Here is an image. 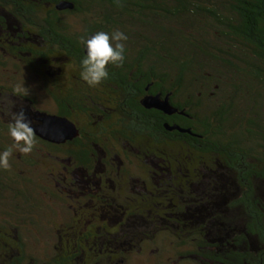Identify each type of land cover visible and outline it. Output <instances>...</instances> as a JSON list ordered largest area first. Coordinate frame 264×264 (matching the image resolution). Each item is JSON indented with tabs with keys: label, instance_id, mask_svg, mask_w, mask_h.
I'll return each mask as SVG.
<instances>
[{
	"label": "trees",
	"instance_id": "1",
	"mask_svg": "<svg viewBox=\"0 0 264 264\" xmlns=\"http://www.w3.org/2000/svg\"><path fill=\"white\" fill-rule=\"evenodd\" d=\"M59 1L0 0V57L3 51L30 65L61 66L50 96L56 114L80 132L48 145L69 146L67 161L73 170H87L90 184L94 173L101 177L97 192L80 195L85 209L57 228L53 253L42 264H122L164 230L188 246L197 264H264V0H70L73 8L57 9ZM65 12L86 14L83 34L65 22ZM155 15L192 31L163 33L159 48L152 39H133L131 58L125 52L121 66L109 65L101 84L81 80V37L111 32L114 24L130 30L129 21L155 26ZM191 87L198 91L194 99L179 100ZM4 90L0 85V94ZM157 92L170 93L186 114L144 107L142 97ZM206 95L215 102L205 109ZM18 104L0 108V151L11 147L7 125ZM165 122L192 132L170 130ZM127 150L146 163L142 178L114 164L112 156L120 159ZM100 152L106 167L97 172ZM0 171L2 186L14 184L12 170ZM114 215L127 220L114 223ZM0 254L5 264H39L6 227L0 228Z\"/></svg>",
	"mask_w": 264,
	"mask_h": 264
},
{
	"label": "rangeland",
	"instance_id": "2",
	"mask_svg": "<svg viewBox=\"0 0 264 264\" xmlns=\"http://www.w3.org/2000/svg\"><path fill=\"white\" fill-rule=\"evenodd\" d=\"M62 16L73 31L84 33L85 24L88 25L85 20L86 14L65 12ZM153 22L155 26L151 23L149 27L146 25L147 23L133 26L132 21L128 22L130 30L124 28L123 32L128 36V40L125 42V52L129 58L136 50L135 45L132 46L131 42L139 37L147 42H151V39L154 40L155 43H151L159 48L160 44L157 40L163 33H170L176 28H183L188 33L192 31L190 26L186 28L182 22L167 16L155 15ZM158 22L165 28H159ZM113 26L116 29V24ZM162 51L163 49L159 53ZM2 55L0 57V85L5 87V90L0 94V104H5L6 108L1 106L0 108L9 111L15 103H19V107L29 105L35 110L56 113V104L50 96L49 88L56 72L60 73L61 66H46L40 60L30 65L25 60L22 61L14 55L9 56L3 51ZM69 64H65L62 68L68 67ZM71 67L72 65L69 69ZM22 83L28 89V95L13 94V87ZM196 87L187 89L188 91L183 95L178 96L179 100L183 101L189 96L193 98V93H198L199 84ZM22 99L24 101H21ZM208 99L207 95L202 99V106L205 109L215 102L214 99ZM3 117L7 118L4 114ZM44 142L45 140L39 142L35 138L33 151L29 154L21 153L22 158L17 156L19 151L13 148L12 156L9 158V170L13 171L11 174L15 179L14 184L7 187L2 186L4 174L0 171V228L6 227L10 233L18 234L23 241L25 254L29 258L36 259L39 264H42L44 259L53 253L57 240V228L69 223L74 213L70 206L72 199L67 195L62 184H58L65 172V167L68 166L66 158L70 147H50ZM123 151L120 158L124 161L125 167L131 169L134 176L142 178L146 163L140 160L134 151L127 150L125 153ZM116 161L117 159H114L115 163ZM71 169L74 167L71 166ZM77 177L81 178L79 174ZM141 227L144 228V225ZM188 252L187 245L177 244L173 234L164 230L153 235L152 238H146L139 247L129 253L128 258L122 264H197ZM0 264H5L1 254Z\"/></svg>",
	"mask_w": 264,
	"mask_h": 264
},
{
	"label": "clouds",
	"instance_id": "3",
	"mask_svg": "<svg viewBox=\"0 0 264 264\" xmlns=\"http://www.w3.org/2000/svg\"><path fill=\"white\" fill-rule=\"evenodd\" d=\"M125 32L115 29L111 32L97 31L86 37H81L84 54L80 58V78L89 87L101 84L109 77L108 66H121L125 60L126 41ZM13 94L28 95V89L24 83L13 87ZM33 122L28 113L21 106L18 111L11 114V122L7 125V133L12 140V146L0 151V169L10 168L9 158L13 148L20 153L29 154L33 151L34 138Z\"/></svg>",
	"mask_w": 264,
	"mask_h": 264
},
{
	"label": "water",
	"instance_id": "4",
	"mask_svg": "<svg viewBox=\"0 0 264 264\" xmlns=\"http://www.w3.org/2000/svg\"><path fill=\"white\" fill-rule=\"evenodd\" d=\"M73 6L74 3L70 0H60L56 4L57 9L73 8ZM141 103L146 108H156L169 115L177 112L186 114L184 109L180 110L172 103L170 93L165 95H162L161 92L148 93L142 97ZM24 109L28 113L29 119L33 122L34 134L44 140L62 144L79 135L78 125L67 116L46 111H33L30 107H24ZM164 126L170 130L178 129L184 132H192L189 127H182L178 123L170 124L165 122Z\"/></svg>",
	"mask_w": 264,
	"mask_h": 264
},
{
	"label": "flooded vegetation",
	"instance_id": "5",
	"mask_svg": "<svg viewBox=\"0 0 264 264\" xmlns=\"http://www.w3.org/2000/svg\"><path fill=\"white\" fill-rule=\"evenodd\" d=\"M42 141H44V140H42ZM44 143L47 145L48 143L51 144L52 142L45 140ZM100 157L101 156L98 155V159L96 160V162L94 164L95 165L94 166L95 169L96 168L98 169L97 172H99L100 168H102V167L105 168L106 167V165L104 163L102 164V162L100 160ZM112 157H113L112 158L113 162H114V159H117L116 163L114 162V164L119 165V167L121 165H125L124 161L121 158L119 159V156L117 157L116 155H114ZM71 166L74 167V164H73V162L71 160L70 161L68 160V166L65 167V172L62 175L61 182H58V184H62V187L65 188V190L67 192V195L72 199V203H70V206L73 208V211H74L72 216H75V214H77L76 211L78 209H83V208L85 209V206H86L84 204L85 202L80 199V198H83L80 195L84 194V193H89V192H97L100 189L99 185L101 184V177H99V175L94 173L93 174V180H92V182L90 184V180L89 179H84V175L87 173L86 172L87 170L86 171L73 170V169H71ZM69 167H70V169H69ZM74 174L76 175V176H74L75 178H77L78 180L80 179V181H84L85 180L86 184L84 186H78V187L75 186L74 182H73V176H72ZM78 174H79V176L81 178L77 177ZM127 178H130V176L125 175L124 176V180L127 181ZM112 183H113V181H112ZM113 188H115V186H113ZM75 204H77V205H75ZM89 206H94V208H95L96 204L95 203H91V205H89ZM89 214H91V213H89ZM123 219H126V218H123L122 215H114L113 217H111L110 221H113L114 223H119ZM85 220H87V219H85ZM84 223H85V221H84Z\"/></svg>",
	"mask_w": 264,
	"mask_h": 264
}]
</instances>
